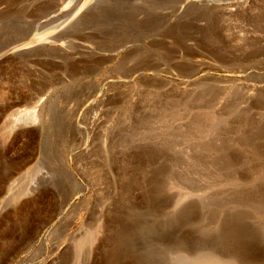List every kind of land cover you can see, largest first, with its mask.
<instances>
[{"label":"rangeland","instance_id":"obj_1","mask_svg":"<svg viewBox=\"0 0 264 264\" xmlns=\"http://www.w3.org/2000/svg\"><path fill=\"white\" fill-rule=\"evenodd\" d=\"M23 44L0 264H264V0H0Z\"/></svg>","mask_w":264,"mask_h":264},{"label":"bare ground","instance_id":"obj_2","mask_svg":"<svg viewBox=\"0 0 264 264\" xmlns=\"http://www.w3.org/2000/svg\"><path fill=\"white\" fill-rule=\"evenodd\" d=\"M247 4V3H246ZM24 21V20H23ZM32 42V41H31ZM27 48V45L26 44H23V45H17V47H13L7 51H5L4 53H2L0 55V59L3 58L5 55L9 54V53H12V52H17V51H21V50H24ZM89 58V57H88ZM33 112V111H32ZM24 123V122H23ZM33 123V122H32ZM19 124V123H18ZM14 126V125H12ZM234 261V260H233ZM230 263V262H229Z\"/></svg>","mask_w":264,"mask_h":264}]
</instances>
